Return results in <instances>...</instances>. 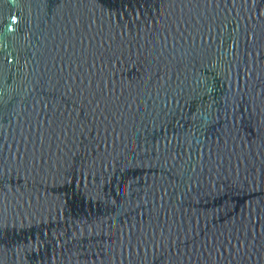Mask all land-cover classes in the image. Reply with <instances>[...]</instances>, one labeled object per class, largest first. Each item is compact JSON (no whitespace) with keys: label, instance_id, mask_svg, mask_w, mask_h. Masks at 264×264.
<instances>
[{"label":"water","instance_id":"1","mask_svg":"<svg viewBox=\"0 0 264 264\" xmlns=\"http://www.w3.org/2000/svg\"><path fill=\"white\" fill-rule=\"evenodd\" d=\"M0 264H264V0H0Z\"/></svg>","mask_w":264,"mask_h":264}]
</instances>
